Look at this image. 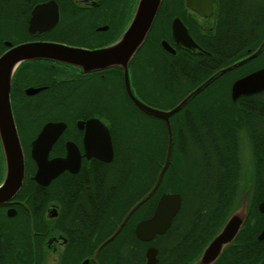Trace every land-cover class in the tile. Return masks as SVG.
<instances>
[{"label":"flooded vegetation","instance_id":"af4514ba","mask_svg":"<svg viewBox=\"0 0 264 264\" xmlns=\"http://www.w3.org/2000/svg\"><path fill=\"white\" fill-rule=\"evenodd\" d=\"M136 1L0 0V57L23 44L56 43L87 51L103 48L126 29ZM212 1L210 16L202 17L189 9L185 0L178 10L173 5L172 14L168 10L162 14L160 10L165 4L161 0L154 17L153 22L159 19L162 27L157 42L161 58L159 70L165 71L168 63L175 64L177 70L185 63L190 67L186 80L178 74L173 75L171 90L187 92L172 108L212 75L254 52L262 42L255 34L258 28H264V0H254L256 46L246 49L245 55L241 53L245 39L211 35L217 18L215 1ZM174 18L181 20L205 53H192L173 41L171 24ZM195 25L201 31L199 35H194ZM146 39L147 36L132 59ZM162 40L170 45L172 53L161 46ZM228 57L234 60L224 65ZM238 66L218 74L169 117L172 119L169 185L172 189L160 191L154 204L151 202L147 206L145 202L157 191L159 181L155 190L136 205L154 186V179L150 190L135 200L118 221L113 215H107L106 224L100 222L104 214L86 211L81 202L94 203L104 191L108 193V200L112 197L113 186L108 176L114 169V150L109 120L88 113L62 119H49L46 114L51 104L53 79L76 91L82 85L95 88L94 94L84 100L79 97L76 105L83 109L88 103L95 104L98 80L109 68L84 72L79 66L47 58L22 61L11 78L9 99L24 157V177L17 193L0 204V264H147L149 248L155 250L154 264H201L199 261L207 246L235 215L241 219L238 229L221 244L207 264H264V237L260 238L264 212L259 210L264 200V165L254 167V139L262 141L260 148L257 144L256 147L258 155L264 154V90L235 100L231 97L236 80L262 67L241 74ZM196 67L205 78L198 80L201 73L196 72ZM205 90L220 100H195ZM196 108H207L205 116L197 117ZM94 120L100 121L109 135L113 151L110 161H102L94 155L98 137L102 136L100 129L91 124ZM50 122H62L64 128L49 147L47 159L68 160L66 168L42 184L34 179L37 165L31 155L32 142ZM159 122L164 121L159 119ZM245 153L249 156V165L241 163ZM75 154L78 156L77 169ZM227 158H231V164H227ZM4 171L0 143V183ZM164 193L177 194L180 198V206L169 227L150 240L139 238L136 225L153 215ZM185 199L189 201V208ZM254 200H258L256 208ZM133 206L135 208L125 218ZM219 206L221 212L216 213ZM74 208H81L82 212H72ZM136 212L140 218L132 221ZM169 236L171 244L167 241Z\"/></svg>","mask_w":264,"mask_h":264},{"label":"trees","instance_id":"16d2710c","mask_svg":"<svg viewBox=\"0 0 264 264\" xmlns=\"http://www.w3.org/2000/svg\"><path fill=\"white\" fill-rule=\"evenodd\" d=\"M164 1V0H163ZM215 1V15L216 22L212 36L215 37H241L246 41L241 45V53L245 55L246 49H252L256 45L254 44V3L247 2L245 0H214ZM170 3V2H169ZM172 3V2H171ZM160 12L166 14V10H169L171 4L165 2L162 3ZM176 10L180 7V0H173L172 7ZM178 6V7H177ZM163 9V10H162ZM160 20L155 19L153 25L147 35V39L144 45L140 48L136 56L129 63V80L134 95L142 102L153 108L160 110H169L174 103L180 98L186 95V90L180 92H173L171 85L174 83V76H183L184 80L187 78V73H190L189 63L182 64L176 69L175 64L168 63L165 71H160L158 68L159 58V46L158 33L162 30L160 28ZM201 33L197 25L194 26V35ZM197 35V36H198ZM264 28H258L255 34L257 39H264ZM234 59L228 57L225 60L224 65L232 63ZM237 68L238 73L246 74L257 68L264 67V47L260 53L252 59L247 60ZM119 68L113 67L106 70L103 77L99 78L97 90L99 89V96L94 98L96 105L88 103V107L80 109L76 103L79 101V95L75 89L66 83H55L52 80L51 85V104L46 114L49 119H62V118H75L84 114L103 117L109 120L110 126H112V138H113V165H114V177L111 184H113V191L111 199H107L108 193L104 191V194L98 195V199L94 203H83V209L87 208L88 212H98V214H104V219H100V222L107 224V215H113L116 221L122 216L126 209L137 200L142 194L150 190L154 179H157L158 173L164 164L166 149L168 144V136L165 123L159 122V119L148 114H144L143 111L136 108L134 103L128 99L127 94L123 86L122 71ZM196 72L199 70L196 67ZM55 73L51 72V78ZM205 78V74H199L198 80ZM158 87L150 84L151 80ZM197 81V79H196ZM117 86L115 92L117 97L115 101L120 104L114 103L113 105L107 103V98L110 99L108 91L103 87L106 83V89L112 86ZM133 84V85H132ZM75 90V91H74ZM202 94L201 97H199ZM199 96H195V100L199 101H211L220 100L218 96L205 90L201 92ZM199 97V98H198ZM91 99V98H90ZM89 99V101H90ZM229 101V98L227 97ZM112 101V98H111ZM133 103H131V102ZM127 106L126 109L131 108V113L124 111V107L121 104ZM129 110V111H130ZM207 108H196L195 114L198 117H204ZM146 115V117L144 115ZM145 118V119H144ZM171 118L169 123L171 124ZM125 127V130H123ZM123 130V131H122ZM145 134V135H144ZM262 141L254 139V167L256 165H264V154H259V150ZM262 147V146H261ZM233 163H236L235 158ZM227 164H231V158H227ZM145 170V177L143 175ZM171 158L167 168L164 170L160 186L155 193L152 194L145 204L149 206L151 202L156 201L160 191L171 190ZM104 186L106 187L105 183ZM258 200H254V208H256ZM68 206V205H67ZM222 206V205H221ZM221 206L216 209V213L221 212ZM228 205H226V209ZM72 212H82L81 208L71 209ZM140 218L139 212L133 214L131 220H138ZM107 229L105 226L104 229ZM166 237V236H165ZM171 236L167 238L168 244H171L169 240ZM117 258V255H116Z\"/></svg>","mask_w":264,"mask_h":264},{"label":"water","instance_id":"95a60500","mask_svg":"<svg viewBox=\"0 0 264 264\" xmlns=\"http://www.w3.org/2000/svg\"><path fill=\"white\" fill-rule=\"evenodd\" d=\"M160 2L161 0H137L126 29L114 42L103 48L87 51L56 43L23 44L12 48L9 52L0 57V143L5 165L4 176L0 183V204L9 201L17 193L24 177V157L18 140L9 99L11 78L15 69L22 61L35 58H47L51 61L79 66L84 72L92 70L99 71L113 67L119 68L122 71L126 94L134 105L144 113L164 121L168 136L164 164L158 173L154 186L141 200H139L136 204L138 205L155 190L169 163L171 151L169 117L178 111L189 98L197 94L198 91L205 87L218 74L252 59L264 47L263 39L254 52L212 75L189 93L175 107L169 110H160L150 107L134 95L130 85L128 66L132 57L147 36ZM212 2V0H185L186 6L202 17L210 16L212 12ZM171 33L173 41L180 47L192 53H205V51L192 39L187 28L179 18H174L172 20ZM161 46L166 51L173 52L166 41L162 40ZM263 90L264 67L236 80L231 88V97L235 100L239 96L258 93ZM93 122L94 123L91 124L99 128L102 135L98 137V146L95 148L94 155L102 161H110L113 156V151L109 135L105 129H103V125L100 121L94 120ZM63 128L64 123L62 122L47 123L32 142L31 155L37 165L34 179L42 184H46L52 177L66 168L68 158L47 159L49 147L62 132ZM70 157L71 156H69V158ZM73 159L75 160L74 164L77 169L79 165L77 154L73 156ZM135 206L132 207L125 218H127ZM179 206L180 198L177 194H162L156 204L153 215L149 219L140 221L136 225V235L141 239L150 240L154 234L163 233L169 227L172 217L177 212ZM259 210L264 212V200L259 204ZM240 221L241 219L237 215L229 218L221 233L217 235L205 249L199 261L201 264H207L215 257L221 244L234 235L239 227ZM261 237H264V229L260 234V238ZM155 261V250L154 248H149L147 250V264H154ZM85 262L86 261L83 263Z\"/></svg>","mask_w":264,"mask_h":264},{"label":"rangeland","instance_id":"374dc122","mask_svg":"<svg viewBox=\"0 0 264 264\" xmlns=\"http://www.w3.org/2000/svg\"><path fill=\"white\" fill-rule=\"evenodd\" d=\"M164 2L166 3V5L167 4H171V6H169V10H170V12L173 10V7H172V3H173V0H164ZM170 2V3H169ZM172 2V3H171ZM252 3H254V0H253V2ZM180 4L181 5H183V0H180ZM134 9V8H133ZM173 12V11H172ZM172 12L170 13V14H172ZM207 24H210V22H208ZM160 27H161V24H160ZM163 27H164V24H163ZM246 62V61H245ZM244 62V63H245ZM243 64V63H242ZM151 80V79H150ZM112 84V86H110L109 88H105V87H107V85H106V83L104 84V86L105 87H103L106 91H108L109 92V94L108 95H110V99L109 98H107V102H106V104L107 103H110V104H114V103H116V104H120V100L118 101V103L115 101V98L117 97V95H116V91H117V86H114V83L113 82H111ZM150 84H152V86H154L155 88L156 87H158V84H155L154 83V81L153 80H151L150 81ZM98 86H100V83L98 84ZM95 89V88H94ZM94 89H91V87L89 86V85H82L79 89H78V91H77V93H78V95H79V97L81 98V101L82 100H84L87 96H89L90 94H94ZM93 91V92H92ZM99 89L98 90H96V96H99ZM111 98H112V101H111ZM94 105H96V104H94ZM123 107H124V111H126V112H129V113H131L132 111L130 110L131 108H129L128 107V109H126L127 108V106L125 105V104H121ZM130 110V111H129ZM122 128H123V130H125V127H123L122 126ZM122 130V131H123ZM250 159H249V156H247V154L245 153V154H243L242 155V157H241V163L243 164V165H245V164H248L249 165V163H250V161H249ZM109 179L108 180H111V182L113 181V177H114V169H112V171L110 172V174H109ZM113 185V184H112ZM186 200V199H185ZM187 201V208H189L190 207V205L188 204L189 203V201L188 200H186ZM185 204H184V202H183V206H184ZM186 206V205H185Z\"/></svg>","mask_w":264,"mask_h":264}]
</instances>
